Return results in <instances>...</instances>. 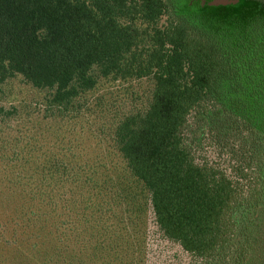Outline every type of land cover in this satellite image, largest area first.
Returning <instances> with one entry per match:
<instances>
[{
	"label": "trees",
	"instance_id": "16d2710c",
	"mask_svg": "<svg viewBox=\"0 0 264 264\" xmlns=\"http://www.w3.org/2000/svg\"><path fill=\"white\" fill-rule=\"evenodd\" d=\"M173 10L171 0H0V82L19 75L46 93L30 113L0 108V264H148L164 256L148 244L147 208L187 264H245L250 240L232 246L233 262L225 246L239 214L264 219V13L213 27ZM108 78L153 83L148 107L110 133L123 182L76 132L80 100ZM220 112L249 134V164L190 141L192 114Z\"/></svg>",
	"mask_w": 264,
	"mask_h": 264
},
{
	"label": "rangeland",
	"instance_id": "374dc122",
	"mask_svg": "<svg viewBox=\"0 0 264 264\" xmlns=\"http://www.w3.org/2000/svg\"><path fill=\"white\" fill-rule=\"evenodd\" d=\"M171 1L175 13L202 20L204 24L212 25L213 27L218 25L216 20H219L223 26L230 27L234 24L235 19L243 18L244 16L249 18L253 13H264V0ZM254 3H257L259 8ZM152 86L153 83L148 78L125 80L108 78L100 80L95 89L85 94L84 99L80 100L78 114L80 113L81 117L77 120L76 132L77 137L79 136L83 143L86 144V148H83L84 153L92 156L95 154L104 155L107 161L106 164L111 167L110 169L115 172L114 175L116 174L122 182L126 178V171L123 170L124 163L110 141V133L112 127L124 115L143 112L148 107ZM45 95V91L33 88L19 75L5 82H0V108L2 107L6 110L18 107L22 112H29L32 108H35V103L42 101ZM216 116L213 118L214 122H212L213 119L202 118L199 115L192 114L190 141L195 144L200 153L211 154L221 163L227 164L231 160L235 163L239 161L244 163L246 161L249 164V134L244 130L245 127L242 124H238V127H235V131L232 129L233 121L229 120L230 118L226 114L221 113ZM23 118L27 120L25 115ZM15 127L14 125L12 128ZM213 128H215L214 133L209 136L208 133ZM98 140L101 142H97ZM218 143L227 145L225 148L227 154L224 153L223 156L221 154L220 156L217 155L220 149L217 147ZM132 187L135 193L141 196L144 195L145 192L142 191L141 185H133ZM139 200L143 203V198L140 197ZM140 208L144 210L143 205ZM144 212H141V217L143 216L147 219L148 244L154 250V247L158 245L156 249H160L164 256L157 259L151 258L148 264H177L178 260L173 262L171 261L172 258L167 259V256H178L179 264L181 262L182 264L190 262L179 246L165 240L161 236L155 225L152 210L147 208ZM237 221L239 230L225 246L229 257L230 254L233 256L230 262L234 260V247L232 246H236L238 243H246L250 240L252 247H248V251L244 256L246 257L244 263L259 264L260 258L264 256V219L260 216L257 217L254 211L250 222L249 214L246 215L245 213L243 215L239 214Z\"/></svg>",
	"mask_w": 264,
	"mask_h": 264
}]
</instances>
